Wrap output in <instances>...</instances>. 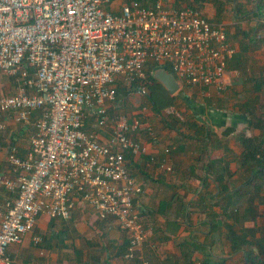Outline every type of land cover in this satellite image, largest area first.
<instances>
[{"label": "built area", "instance_id": "2783aa9c", "mask_svg": "<svg viewBox=\"0 0 264 264\" xmlns=\"http://www.w3.org/2000/svg\"><path fill=\"white\" fill-rule=\"evenodd\" d=\"M114 1L0 0V72L21 83L16 94L0 97V113L34 128L25 158L10 143L7 161L17 178H0V188L16 194L0 225V264H13L8 247L34 233L40 215L70 220L79 208L114 218L129 238L125 258H134L148 233L135 207L142 185L126 155L147 153L142 132L156 139L144 122L151 110L146 64L169 66L183 92L200 88L206 96V89L226 88L235 48L222 25L163 0L147 7L120 0L117 10ZM120 80L136 82L138 118L115 112ZM181 112L171 107L162 115L184 121ZM92 119L98 132L88 133ZM109 128L102 142L99 132ZM171 150H164L163 170H171Z\"/></svg>", "mask_w": 264, "mask_h": 264}, {"label": "crops", "instance_id": "0c3cea01", "mask_svg": "<svg viewBox=\"0 0 264 264\" xmlns=\"http://www.w3.org/2000/svg\"><path fill=\"white\" fill-rule=\"evenodd\" d=\"M152 1L142 4L147 7ZM163 1L176 8L194 7L212 24L222 25L235 48L222 93L209 88L202 96L200 88H191L199 97L188 91L178 97L177 108L183 106V114L206 126L212 136L192 139L188 128H168L152 109L144 118L149 122L153 115L168 133L159 132L156 141L142 133L147 153L128 159L130 173L142 185L135 207L148 233L134 258H125L129 238L114 218L101 219L92 209L79 208L70 220L40 215L34 233L8 247L13 264H264V180L258 181L242 166L244 146L236 137L264 138V0ZM120 3L115 0L113 8L119 9ZM19 81L1 72L0 97L16 94ZM132 97L120 101L124 109ZM0 120L6 125L0 130V178L14 180L17 174L7 161L10 143H16L19 156L25 158L34 128L16 122L13 113H0ZM86 131L98 132L93 119ZM108 131L111 128L99 132L102 142ZM168 146L170 171L160 168ZM225 165L229 172L222 176ZM229 194H242L236 201L238 211L230 212ZM15 197L0 188V225L6 203ZM34 236L42 241L36 243ZM241 238L249 246L234 250V240Z\"/></svg>", "mask_w": 264, "mask_h": 264}, {"label": "trees", "instance_id": "16d2710c", "mask_svg": "<svg viewBox=\"0 0 264 264\" xmlns=\"http://www.w3.org/2000/svg\"><path fill=\"white\" fill-rule=\"evenodd\" d=\"M131 0H128V2ZM141 3L145 2L146 0H137ZM153 0L152 2H154ZM194 8V7H192ZM157 67L156 64L153 63H148L146 64L145 71L148 77V80L150 81V84L148 86L149 88V94L147 97V101L150 104L151 109L156 113L159 114L162 117V121L164 122V125H166L168 128L176 130L177 126H183L185 128H188L192 132V135L190 136L192 139L195 138L197 140L201 139V135L203 140L209 139L212 134L210 131H207L206 126L199 124L197 121H193L192 117H185V120L182 121L181 119H178L174 115H170L168 117H164L162 114L163 112L171 107H178V96H170V94L167 92L165 87L157 82L153 75L152 72L155 70ZM168 72L173 74L171 68L169 66L165 67ZM136 86V82L131 86L128 87L125 85V83L120 80L118 82V98L116 101V105L119 104V108H122L123 105L120 103V101H123L124 99H127V97L132 93L133 88ZM185 114V113H184ZM240 143H242V146H244V151L241 156V163L242 166L251 174L255 173V178L258 181H263L264 179V138L261 140H253V139H245L244 137L241 136H236ZM206 141V140H205ZM217 143L218 141L215 140ZM221 143V141H220ZM127 161L129 159L132 160L134 157L131 154L126 155ZM215 166V163L213 164ZM208 167V166H207ZM223 168L222 176L224 174H228V168L227 165H225ZM128 169H129V164H128ZM209 169L211 171V165L209 166ZM208 169V171H209ZM228 176V175H227ZM230 176V174H229ZM253 182V181H252ZM225 190H228V186H226ZM230 198L226 197V202H228V207H230V212H233V210L236 209V201L239 202L240 199L242 198V194H229ZM238 197V200H237ZM227 211V210H226ZM232 214H228V217H231ZM232 218V217H231ZM231 236L230 238L233 237V231L230 230ZM232 240V239H231ZM233 241V240H232ZM234 250H246L245 248L249 246V242L246 239H237L234 240L233 242ZM208 264V262H206Z\"/></svg>", "mask_w": 264, "mask_h": 264}, {"label": "rangeland", "instance_id": "374dc122", "mask_svg": "<svg viewBox=\"0 0 264 264\" xmlns=\"http://www.w3.org/2000/svg\"><path fill=\"white\" fill-rule=\"evenodd\" d=\"M1 73V72H0ZM188 92H187V94H189L190 93V95H193V94H195L197 97H199L198 96V94H197V92L195 91V90H187ZM182 91H180L179 93H177L176 95L178 96V97H180V96H182V95H184V93L182 92ZM135 98V97H134ZM133 97L130 99V103H128V106L124 109V107H122V108H117V113H123V114H127V115H129L132 119L133 118H138L139 117V115L141 114V112H142V108H140L138 105L137 106H135L134 104H135V102H133V101H135V99H134ZM134 99V100H133ZM127 100V99H126ZM180 109H181V111L182 112H185L184 111V107L183 106H180ZM140 111V112H139ZM139 112V113H138ZM181 112V113H182ZM148 115H150L151 114V110H149L148 109ZM167 114V113H166ZM183 114V113H182ZM185 115V114H184ZM153 115H151L150 116V118L152 119L151 121H149V122H151V124L153 125V127H154V131H155V135H156V138L159 136V132H166V133H168V130L162 125V123H161V121H159L158 119H154V116L152 117ZM167 117V116H166ZM186 117V116H185ZM185 120V119H184ZM146 123V122H145ZM142 133H144V132H142ZM162 135H163V133H162ZM146 136V137H145ZM167 138H168V134L167 135H165ZM142 137H145L146 139L149 137V139H151V140H154V141H156L154 138H152V137H150V136H148V134L146 133V134H143L142 135ZM145 139V140H146ZM148 140V139H147ZM168 140V139H167ZM169 141H172V139H169Z\"/></svg>", "mask_w": 264, "mask_h": 264}, {"label": "water", "instance_id": "95a60500", "mask_svg": "<svg viewBox=\"0 0 264 264\" xmlns=\"http://www.w3.org/2000/svg\"><path fill=\"white\" fill-rule=\"evenodd\" d=\"M152 75L157 82L165 87L170 96L173 97L180 91V84L165 68H157Z\"/></svg>", "mask_w": 264, "mask_h": 264}, {"label": "clouds", "instance_id": "9594fccd", "mask_svg": "<svg viewBox=\"0 0 264 264\" xmlns=\"http://www.w3.org/2000/svg\"><path fill=\"white\" fill-rule=\"evenodd\" d=\"M155 1H157V0H155ZM155 1H154V2H155ZM191 8H192V7H191ZM205 18H206V17H205ZM206 19H207V18H206ZM228 68H229V65H228ZM228 70H229V69H228ZM169 73H170V72H169ZM172 75H173V74H172ZM179 92H180V91H179ZM179 92H178V93H179ZM117 98H118V97H117ZM182 113H183V112H182ZM183 115H184V114H183ZM184 117H185V115H184Z\"/></svg>", "mask_w": 264, "mask_h": 264}]
</instances>
